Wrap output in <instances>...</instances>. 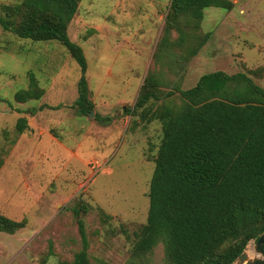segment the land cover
<instances>
[{"label":"rangeland","instance_id":"374dc122","mask_svg":"<svg viewBox=\"0 0 264 264\" xmlns=\"http://www.w3.org/2000/svg\"><path fill=\"white\" fill-rule=\"evenodd\" d=\"M19 1L0 0V6ZM169 2L79 4L67 32L86 59L93 117L72 107L80 69L60 43L21 40L0 27V215L26 222L13 235L0 232V264L71 261L83 244L78 219L90 264L131 261L162 137L160 122L129 115L147 74L160 84L153 109L179 105L178 94L164 95L215 71L245 73L264 89V0H234L231 11L208 8L197 28L187 21L183 35L172 31L157 53ZM30 73L43 96L16 103L15 93L29 89ZM41 106L34 116L24 113ZM95 114L112 121L101 126ZM19 118L28 124L20 135ZM145 262L167 264L162 246Z\"/></svg>","mask_w":264,"mask_h":264},{"label":"trees","instance_id":"16d2710c","mask_svg":"<svg viewBox=\"0 0 264 264\" xmlns=\"http://www.w3.org/2000/svg\"><path fill=\"white\" fill-rule=\"evenodd\" d=\"M81 1L20 0L3 5L0 27L21 40L60 43L80 69L72 107L90 117L94 105L85 78L86 59L67 32ZM233 7L229 0H170L157 53L172 31L183 35L187 21L197 28L204 10ZM195 54L192 50L191 56ZM159 86L157 77L147 74L129 113L160 122L162 137L149 183L146 223L135 235L127 264H145L159 245L167 264H232L264 230V89L245 73L215 71L201 76L190 89L176 87L164 95L178 94L179 105L153 109L161 96ZM42 96L30 73L29 89L15 93L14 101L24 104ZM43 108L24 113L34 116ZM94 120L107 126L112 118L95 114ZM27 128V120L19 118L16 133ZM74 214L79 218L78 211ZM77 223L82 248L71 261L58 264H90L83 222ZM25 226L24 220L0 215L2 233L13 235Z\"/></svg>","mask_w":264,"mask_h":264},{"label":"water","instance_id":"95a60500","mask_svg":"<svg viewBox=\"0 0 264 264\" xmlns=\"http://www.w3.org/2000/svg\"><path fill=\"white\" fill-rule=\"evenodd\" d=\"M93 117V113H90ZM232 264H264V230L255 242H252L250 249L240 254Z\"/></svg>","mask_w":264,"mask_h":264},{"label":"crops","instance_id":"0c3cea01","mask_svg":"<svg viewBox=\"0 0 264 264\" xmlns=\"http://www.w3.org/2000/svg\"><path fill=\"white\" fill-rule=\"evenodd\" d=\"M233 3H235L234 0H233Z\"/></svg>","mask_w":264,"mask_h":264}]
</instances>
